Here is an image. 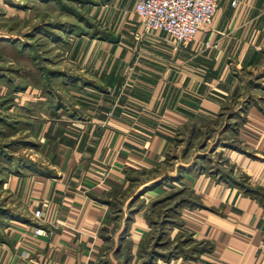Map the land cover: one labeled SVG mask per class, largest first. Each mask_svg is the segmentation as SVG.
Returning <instances> with one entry per match:
<instances>
[{
	"label": "crops",
	"instance_id": "0c3cea01",
	"mask_svg": "<svg viewBox=\"0 0 264 264\" xmlns=\"http://www.w3.org/2000/svg\"><path fill=\"white\" fill-rule=\"evenodd\" d=\"M138 1L99 5L98 19L117 38H87L111 53L89 60L100 69V86L84 83L78 91L100 100L84 109L89 117L74 111L79 117L68 137L42 131L45 142L61 146L51 174L35 185L22 174L11 180L19 214L5 224L0 264H126L128 256L138 262L151 232L144 212L166 188L141 192L153 179L132 183L122 169L145 158L144 150L151 151L148 160L164 157L165 147L183 144V130L219 123L229 127L217 148L228 170L181 174L180 187L195 194V206L181 209L182 227L170 238L191 236L194 257L159 264H264V0H222L212 22L182 47L165 32H144ZM229 111L237 117L226 120ZM115 188L123 189L120 197ZM140 202L146 206L132 214Z\"/></svg>",
	"mask_w": 264,
	"mask_h": 264
},
{
	"label": "rangeland",
	"instance_id": "374dc122",
	"mask_svg": "<svg viewBox=\"0 0 264 264\" xmlns=\"http://www.w3.org/2000/svg\"><path fill=\"white\" fill-rule=\"evenodd\" d=\"M105 2L0 0V238L7 230L8 225L5 224H8L10 214H19L14 206L16 198L9 189L14 184L13 181L11 183L13 177L22 174L29 180V185H35L34 179L41 180L39 177L51 174L55 169L53 154L61 146L45 142V136L49 133V136H55L54 140L68 137L69 123L78 121L74 118L77 115L74 111L89 117L84 109L94 107L100 100L84 95L78 88L82 90L84 83L92 82L100 86V69L89 65V60L111 53L105 47L101 48L97 41L93 43L87 38H106L108 41L117 38L98 19L99 5ZM82 37L86 38V43L80 41ZM103 87L111 90L105 83ZM121 93L114 95L112 108L106 114L107 121L113 119ZM237 115L229 111L224 118L228 120ZM223 125L183 130L180 135L183 144L177 140L174 145L165 147L163 159L148 160L151 151L147 154L144 150L145 158L129 161L122 171L126 170L127 180L132 183L136 179L138 182L142 180V176L143 183L153 179L154 182L144 186L141 182L134 190L136 192L142 185V192L165 177L181 178L178 186L183 185L181 172L205 170L213 174L220 168L228 170L225 158L220 157L217 150L223 146L221 142L227 140L224 133L229 127ZM46 128L49 132L40 136ZM63 142L60 143L66 146L67 141ZM122 191L115 188L113 195L120 197ZM181 196L192 198L190 191ZM187 239L190 240L189 237ZM193 241L188 242L187 257L180 252L177 258L170 261L160 259L157 264L193 259L192 248L196 246ZM125 262L142 264L135 259L132 262L125 259Z\"/></svg>",
	"mask_w": 264,
	"mask_h": 264
},
{
	"label": "trees",
	"instance_id": "16d2710c",
	"mask_svg": "<svg viewBox=\"0 0 264 264\" xmlns=\"http://www.w3.org/2000/svg\"><path fill=\"white\" fill-rule=\"evenodd\" d=\"M180 180L181 178L174 179L165 177L153 185L155 188L160 186L166 188V192L155 198L144 212L145 220L151 232L147 234L140 244L138 261H142V264H157V261L160 259L170 261L177 258L180 252H182L185 257L188 256L186 250L188 248V242L191 240L190 243H192L191 236L180 235L176 239V242L178 241L177 243L170 238L171 231L174 228L182 227L180 221L181 209L185 206H195V202H193L195 194L188 188H181L178 186ZM167 190L170 191L167 192ZM185 191L191 192V199L181 196ZM141 195L142 193L137 194L133 198V202H138ZM145 206V203L141 202L132 214L140 212ZM127 231L128 229H125L124 233ZM187 237H189L190 240L187 239ZM126 259L129 260V262L133 260L130 256Z\"/></svg>",
	"mask_w": 264,
	"mask_h": 264
},
{
	"label": "built area",
	"instance_id": "2783aa9c",
	"mask_svg": "<svg viewBox=\"0 0 264 264\" xmlns=\"http://www.w3.org/2000/svg\"><path fill=\"white\" fill-rule=\"evenodd\" d=\"M222 0H139L135 12L144 32L162 31L180 47L193 41L199 30L209 25ZM236 4V2H234ZM36 217L41 212H36ZM42 230L36 234L42 235Z\"/></svg>",
	"mask_w": 264,
	"mask_h": 264
}]
</instances>
